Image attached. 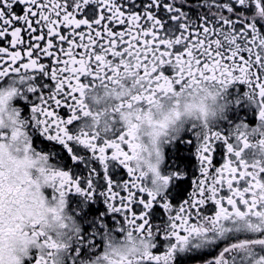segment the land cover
I'll return each instance as SVG.
<instances>
[{
    "label": "snow or ice",
    "instance_id": "obj_1",
    "mask_svg": "<svg viewBox=\"0 0 264 264\" xmlns=\"http://www.w3.org/2000/svg\"><path fill=\"white\" fill-rule=\"evenodd\" d=\"M0 41V152L38 167L67 264H100L114 237L110 264H264V0H0ZM164 105L145 146L137 123ZM20 183L0 170V234ZM40 223L23 234L45 251L24 264H63Z\"/></svg>",
    "mask_w": 264,
    "mask_h": 264
},
{
    "label": "flooded vegetation",
    "instance_id": "obj_2",
    "mask_svg": "<svg viewBox=\"0 0 264 264\" xmlns=\"http://www.w3.org/2000/svg\"><path fill=\"white\" fill-rule=\"evenodd\" d=\"M0 46H7L6 42L0 41ZM207 87V86H205ZM210 97L213 102V109H212V116L211 118L207 119L208 125H215L219 123L223 118V113L219 107L220 102L215 101L214 96L215 93L209 89ZM90 94L89 97V105L93 108L94 111H101L102 109H105L108 107V105L111 103V101H105L101 99L99 103H96L92 100ZM101 95L103 96V92H101ZM197 122V123H204V119L201 118L200 120H197L195 116H190L185 118V123L190 124L191 122ZM91 122V121H89ZM12 129L9 127L7 128L6 134L8 135V140L6 143L13 144L12 141ZM5 153H9L8 148L4 149ZM11 156L12 159L20 158L24 160V152H23V146H15L13 144V147L11 149ZM219 160V157H217ZM27 173L28 178L33 182L34 185H38V191L40 196L43 197V201L41 203H37V201L33 198V196L30 194V189H28L27 185H24L23 181L21 180L19 187H23L26 190L29 191V194L24 196L23 203L21 205V209L16 212V214L10 218L9 225L5 228V233L11 232L17 234L21 239L25 240V236L23 233L30 232L34 213L41 221L40 227L38 231H42L45 236L51 235L53 238V243L56 245L59 244V247L62 249L60 252V256L62 258L63 264H67L69 254H70V245L71 241L69 237L67 236H60L57 232L51 233L46 231V225L48 224V216H51L53 220H55L57 214H58V202H54L51 199H49V191L50 189L48 186L43 182L41 178V173L38 169V167L34 164H30L27 166V170L24 172V174ZM28 221H31L30 223ZM250 223L252 225H264V216H262L260 219H256L253 217L250 220ZM26 241V240H25ZM108 243V246L103 251L97 252V257L100 258V264H110V261L113 260V257L110 255V252L113 250L114 246H122L124 247L125 241L123 238L120 237H114L111 242ZM28 250H29V257L33 255L34 253L39 255L41 252L45 251V247H41V245L37 242H30L27 243ZM29 257L27 259H29ZM25 259V260H27ZM96 257H93V260H95ZM23 261V264L25 262Z\"/></svg>",
    "mask_w": 264,
    "mask_h": 264
},
{
    "label": "clouds",
    "instance_id": "obj_3",
    "mask_svg": "<svg viewBox=\"0 0 264 264\" xmlns=\"http://www.w3.org/2000/svg\"><path fill=\"white\" fill-rule=\"evenodd\" d=\"M188 101H182V105ZM198 102V101H197ZM205 118L209 119L212 116L213 102L210 96H207L204 101ZM171 106L164 105L160 109H154L146 118H142L136 126V132L138 140L145 146H150L153 139L154 125L157 122L164 121L168 115ZM199 113H197L198 115ZM0 170L4 171L9 183L16 184L21 182L24 172L27 170V165L24 164L20 158L12 159L11 153L0 152ZM33 218H38L34 213ZM29 223L31 221H28ZM46 231L55 233L56 225L51 216H48V224L46 225ZM59 247V244H57ZM28 245L25 240L21 239L15 233L0 234V259L3 260V264H23V261L29 257ZM124 254V248L122 246H114L110 255L113 259H119V255Z\"/></svg>",
    "mask_w": 264,
    "mask_h": 264
}]
</instances>
